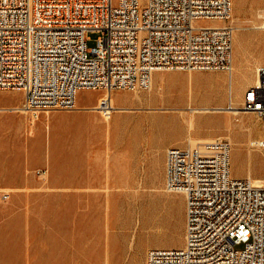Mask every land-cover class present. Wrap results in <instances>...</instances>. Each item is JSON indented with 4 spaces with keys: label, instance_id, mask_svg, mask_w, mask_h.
<instances>
[{
    "label": "rangeland",
    "instance_id": "374dc122",
    "mask_svg": "<svg viewBox=\"0 0 264 264\" xmlns=\"http://www.w3.org/2000/svg\"><path fill=\"white\" fill-rule=\"evenodd\" d=\"M263 12L264 0H250L245 16L250 23L238 29L264 34V29L251 28L262 24ZM236 23L233 14L227 24L235 32ZM99 35L88 33L89 48ZM246 67L236 72L234 64V103L243 99L242 87L255 83L259 65L251 72ZM228 74L163 70L154 73L148 89H115L110 93L113 106L131 109H113L110 125L94 108L106 95L103 89L81 90L78 109H52L36 118L22 112L27 121L19 164L14 167L11 160L9 186L0 188V220L9 214L11 252L26 264H122L146 260L152 247L183 246L185 197L166 188L165 153L171 146L190 145L191 137L227 138L241 157L252 151L254 173L263 172L264 180V148L251 146L264 140L263 119L242 109L237 114L227 109L191 111L229 107ZM20 100L18 106L3 105ZM22 102V92L0 90V113L19 111ZM161 140L169 142L164 150L158 148ZM11 148L14 156L17 148ZM235 163L240 170V161ZM6 167L0 162V178ZM41 169L46 170L42 176L37 174ZM4 192L9 199L1 198ZM140 216L145 220L137 229Z\"/></svg>",
    "mask_w": 264,
    "mask_h": 264
},
{
    "label": "built area",
    "instance_id": "2783aa9c",
    "mask_svg": "<svg viewBox=\"0 0 264 264\" xmlns=\"http://www.w3.org/2000/svg\"><path fill=\"white\" fill-rule=\"evenodd\" d=\"M232 11L233 0H0V90L22 92L17 109L36 118L103 89L95 108L110 115L113 90L148 89L155 72H232ZM90 31L100 33L91 48ZM256 74L238 107L264 120V64ZM231 149L223 137L167 148L166 188L185 197V243L150 248L146 264H264V180L234 177Z\"/></svg>",
    "mask_w": 264,
    "mask_h": 264
},
{
    "label": "crops",
    "instance_id": "0c3cea01",
    "mask_svg": "<svg viewBox=\"0 0 264 264\" xmlns=\"http://www.w3.org/2000/svg\"><path fill=\"white\" fill-rule=\"evenodd\" d=\"M249 2L250 0H233L232 15L234 14L235 18L237 19V23H236L237 30L236 32H234L235 40L233 39V72H234V64L236 66L235 68L236 72H239L240 70L239 67L243 65L247 66L246 68H248V71L251 72L257 65L260 66L264 64V46H262V44L264 43V34L259 33V32L251 33V32L238 29L239 27H242L250 23V21L247 20L245 17L247 15ZM263 13H259V16H262ZM260 26L261 24L259 25L254 24L253 27L251 28L256 29V30L264 29V28H261ZM254 43H257L256 48H253ZM244 90H245V86L242 87V91H241L242 97L244 94ZM229 93L231 97L232 90ZM105 96H103L102 98H104ZM240 102H242V100ZM20 103H21V100L16 104H3V105L18 106L20 105ZM231 103L234 104L232 97H231ZM90 109H93V108H90ZM26 121H27L26 114L19 112V111L0 113V156H1L0 162L2 164L5 163L7 166L5 175L2 174V177L0 178V188H5L9 186L8 164H11V160L14 161V164H13L14 167H17L16 165L19 164V158H20L19 150L21 147H23L22 145L24 144L25 136H26ZM242 123L246 124L247 122L243 120ZM247 126H249L250 130L254 129V127H252V125L248 123H247ZM164 141L165 140H161V142L159 143L158 148L161 150H164V148L167 145H169V142L166 143ZM183 144L184 143H182L181 145ZM10 147L17 148V151L14 153V156L10 155V151H12V148L9 149ZM234 149L233 150L231 149V173L232 175L234 177H248L249 176V177H254V180H263L260 178L263 175V172L261 174L254 173L252 163L250 160L252 151H249L248 153L249 157H244V156L241 157V155H239ZM165 160H166V153H165ZM237 161H240V165H241L240 170H238L239 169L238 165L235 163ZM143 216H140L137 222L138 223L137 229L139 228V226L142 225L143 221L145 220ZM0 221H1L0 264H26L24 257L19 258L18 253H16L15 250L11 252L9 227H8L9 214L6 213L5 219L2 215ZM4 222L6 225L5 227H4ZM179 240H180L179 241L180 242L179 245H180L181 239ZM120 263L122 264L123 263L124 264H146V260H141L139 258H133V259H128L126 261H121Z\"/></svg>",
    "mask_w": 264,
    "mask_h": 264
},
{
    "label": "bare ground",
    "instance_id": "6f19581e",
    "mask_svg": "<svg viewBox=\"0 0 264 264\" xmlns=\"http://www.w3.org/2000/svg\"><path fill=\"white\" fill-rule=\"evenodd\" d=\"M262 16L264 17V13L262 14ZM261 28H264V22L261 24V26H260ZM230 74H228V77H227V81H228V84H229V92L231 91V81H232V75H233V70H232V72H229ZM147 97V96H146ZM105 98V97H104ZM139 98V97H138ZM143 99H144V97H143ZM145 100V99H144ZM78 101V100H77ZM232 104V103H231ZM235 104V103H234ZM234 104H232L233 106L231 107L232 109H230V107H201V108H192L191 109V111H193L194 109H203V110H212V109H214V110H225V109H227V111L228 110H230L231 112H233V113H235V114H237V113H240L241 112V110H239V108L240 107H238V105H234ZM236 104H242V102H240V103H236ZM77 109H78V107H76ZM142 108V107H141ZM148 109H156V108H153V107H147ZM163 108V107H162ZM113 109H116V110H118V111H123V110H130L131 108H126V107H114L113 106ZM165 109V108H164ZM195 111V110H194ZM106 116V118H107V120H108V123H109V125L111 124V122L112 121H110L111 120V114L110 115H108V114H106L105 115ZM192 119V118H191ZM193 120L191 121V125L190 126H193ZM201 140L202 139H199V138H194V137H191L190 138V144L191 145H195L197 142H201ZM259 141H264V140H259ZM258 141V142H259ZM255 183L256 184H262L263 183V180H255ZM177 238H179V237H177Z\"/></svg>",
    "mask_w": 264,
    "mask_h": 264
}]
</instances>
